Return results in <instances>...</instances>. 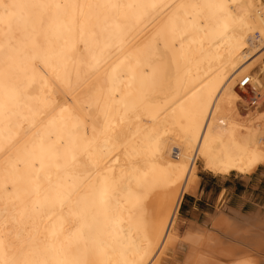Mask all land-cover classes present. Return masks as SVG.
<instances>
[{
  "label": "bare ground",
  "instance_id": "6f19581e",
  "mask_svg": "<svg viewBox=\"0 0 264 264\" xmlns=\"http://www.w3.org/2000/svg\"><path fill=\"white\" fill-rule=\"evenodd\" d=\"M260 99L264 0H0V264H162L198 163L264 167Z\"/></svg>",
  "mask_w": 264,
  "mask_h": 264
},
{
  "label": "rangeland",
  "instance_id": "374dc122",
  "mask_svg": "<svg viewBox=\"0 0 264 264\" xmlns=\"http://www.w3.org/2000/svg\"><path fill=\"white\" fill-rule=\"evenodd\" d=\"M250 99L252 101V98L249 97V99L247 100V102L249 101L247 105L251 104ZM263 100L261 99L257 100L255 103H258L259 101L258 104L260 105L262 104L261 102ZM198 164L199 165H197V176L199 178V187L197 188L198 189L196 192L197 194L196 196H192L189 194H186L184 196V199L181 203L178 216L174 225L173 232L178 239L177 240L178 244L176 245V247L178 246L180 247L178 248L175 247L174 250L170 251L168 253L169 255H167V257L163 260L162 264H186L188 256L192 255L194 250H195L194 253L197 252L196 256L200 258L203 257L204 260L205 261L207 260L206 262H208L209 264H216L213 263L214 261L215 262L217 261V264H223L227 259H229L230 261V258H225L226 255L229 257L230 252L238 254L237 253L238 251L241 252L243 250L246 251V248L249 249L251 242L248 239H247L248 241L245 240V238L249 237L246 236L247 234L244 232L245 230L247 233L251 232L249 233L250 235L256 232L254 228H250V225L244 224L247 223L244 217H235L233 212L230 209H228L227 204H225L224 201L222 203L220 202L217 204L214 203V196L212 197V194L216 192L217 186L220 184L219 179L214 175L204 171L201 163ZM244 180L246 182L245 184L250 182L248 188L238 189L236 193L232 195V199L231 198L228 199L230 202L229 205L232 208H236V207L239 208L247 204L242 214L248 213L254 207H258V206L261 207L262 211H264V167H261L260 170H258L255 174H253L249 178L245 177ZM232 220H234V222H232ZM235 220H239V222ZM227 225L228 226L231 225L230 230L227 229L228 228ZM237 225H239V227H237ZM243 226L246 227L247 229L243 228ZM232 227H234L235 229ZM238 228L245 230L243 232L242 231L239 232L240 230ZM248 229H251L252 231ZM230 232L232 233L238 232L239 235L241 236L244 235V239H243L244 244L243 241H241L242 243L236 241L237 239L236 236L233 238L232 233ZM199 236L201 237L203 236L205 238L203 237L200 238ZM193 239L196 240L199 239V243L202 241L200 245L201 246L204 245V246L203 247L199 246L198 242L195 245L189 242V240L193 241ZM202 239L204 240L205 243L208 242V240L209 242H211L212 240V242L214 241L213 243L215 244H212L211 242V245L208 243L207 245L209 246L213 245V247L206 246ZM245 241L249 242L250 244L247 243L248 244L247 245ZM251 248H250L251 250L254 249L253 251H255L254 254H252L251 256H253L254 259L255 258L257 259L256 264L257 263L264 264V245L263 248L262 247L259 248L260 250L256 249L255 247H251ZM199 249L203 250L204 252L200 251ZM257 250L258 252H256ZM205 251L207 253H205ZM208 256H211L213 259H211V257H209L208 259ZM198 257L193 258L191 260V264H194L198 259ZM205 257H207V259ZM228 262L226 261V263Z\"/></svg>",
  "mask_w": 264,
  "mask_h": 264
},
{
  "label": "crops",
  "instance_id": "0c3cea01",
  "mask_svg": "<svg viewBox=\"0 0 264 264\" xmlns=\"http://www.w3.org/2000/svg\"><path fill=\"white\" fill-rule=\"evenodd\" d=\"M219 179L220 184L217 186V190L214 194H212V197L214 196V203H222L223 201L225 202V204H227L228 209H230L231 211H233V214L236 213V215L238 214V217H244L245 221L249 222V223H261L264 219V211H262L261 207H254L250 212L242 214L243 210L245 209V206L239 207V208H232L229 205V198L232 199V195L236 193V191L240 188H248L249 183L245 184V177L244 176H239L237 174H231L230 176L227 177H219V176H215ZM247 178V177H246ZM251 181V180H250ZM184 199V198H183ZM236 215H234L235 217H237ZM256 219V220H255ZM258 219L262 220L257 221ZM250 220L252 222H250ZM255 224L257 227H253L255 230H257L258 228L261 229L260 231L257 230L253 235H255L256 233H260L261 236H264V232L263 229L259 226L260 224ZM251 226V224H250ZM259 226V227H258ZM263 232V233H262ZM255 236H260V235H255ZM260 236V237H261Z\"/></svg>",
  "mask_w": 264,
  "mask_h": 264
},
{
  "label": "snow or ice",
  "instance_id": "6c2138e0",
  "mask_svg": "<svg viewBox=\"0 0 264 264\" xmlns=\"http://www.w3.org/2000/svg\"><path fill=\"white\" fill-rule=\"evenodd\" d=\"M121 7H123V6H121ZM128 7H132V5H129Z\"/></svg>",
  "mask_w": 264,
  "mask_h": 264
}]
</instances>
